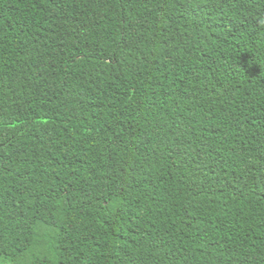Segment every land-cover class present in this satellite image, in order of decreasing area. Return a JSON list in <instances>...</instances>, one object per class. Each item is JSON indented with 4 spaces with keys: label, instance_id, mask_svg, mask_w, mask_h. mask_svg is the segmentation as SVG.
<instances>
[{
    "label": "trees",
    "instance_id": "16d2710c",
    "mask_svg": "<svg viewBox=\"0 0 264 264\" xmlns=\"http://www.w3.org/2000/svg\"><path fill=\"white\" fill-rule=\"evenodd\" d=\"M0 264H264V0H0Z\"/></svg>",
    "mask_w": 264,
    "mask_h": 264
}]
</instances>
